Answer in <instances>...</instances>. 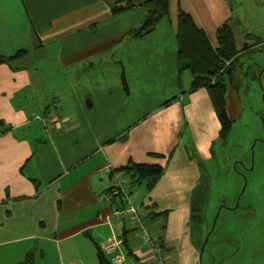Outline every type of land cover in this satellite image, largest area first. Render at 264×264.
I'll return each instance as SVG.
<instances>
[{
  "label": "crops",
  "instance_id": "obj_1",
  "mask_svg": "<svg viewBox=\"0 0 264 264\" xmlns=\"http://www.w3.org/2000/svg\"><path fill=\"white\" fill-rule=\"evenodd\" d=\"M125 1L0 0V55L24 50L0 60V264L28 253L32 264H104L98 245L113 233L131 264H150L129 219L111 217L101 197L110 182L99 170L131 162L163 167L150 189L127 175L166 264H201L192 213L220 122L207 89L192 90V72L179 69L177 14L190 12L216 45L231 4L169 0L154 29L133 37L147 11H113Z\"/></svg>",
  "mask_w": 264,
  "mask_h": 264
},
{
  "label": "rangeland",
  "instance_id": "obj_2",
  "mask_svg": "<svg viewBox=\"0 0 264 264\" xmlns=\"http://www.w3.org/2000/svg\"><path fill=\"white\" fill-rule=\"evenodd\" d=\"M228 2L239 49L231 82L224 74L232 124L205 162L192 228L201 264H264V0Z\"/></svg>",
  "mask_w": 264,
  "mask_h": 264
},
{
  "label": "trees",
  "instance_id": "obj_3",
  "mask_svg": "<svg viewBox=\"0 0 264 264\" xmlns=\"http://www.w3.org/2000/svg\"><path fill=\"white\" fill-rule=\"evenodd\" d=\"M135 5L144 7L147 14L141 24L131 32L133 37L149 33L169 11V0H126L124 3L119 2L116 4L113 11H120ZM176 37L179 69L187 68L192 72L194 76L191 85L192 90L198 87L207 89L220 122V138L224 139L232 124L225 105L228 82L224 74L228 75V81L231 82V73L239 53L233 28L229 22H222L217 28L216 45H213L205 30L197 24L193 15L179 9ZM23 52L24 50H18L8 57L0 55V60L12 59L20 56ZM227 61L229 62L226 65ZM212 77H214V80H212ZM121 169L129 175L131 180L133 179L135 182L145 181L149 189L163 172V167L160 164L144 162H131L121 167ZM105 257L99 249V261L110 264V261ZM19 264H32V255L28 253L24 261Z\"/></svg>",
  "mask_w": 264,
  "mask_h": 264
},
{
  "label": "built area",
  "instance_id": "obj_4",
  "mask_svg": "<svg viewBox=\"0 0 264 264\" xmlns=\"http://www.w3.org/2000/svg\"><path fill=\"white\" fill-rule=\"evenodd\" d=\"M37 118L45 121L49 127L55 125L46 117L38 116ZM99 174L107 175L109 178L108 191L101 197L105 196L111 200V217L119 220L129 219L150 257V264H166L161 237L145 222L141 209L135 203L136 196L130 188L127 173L107 164L99 170ZM98 248L105 256H108L110 264H131L127 258L123 238L119 234L113 233L102 240Z\"/></svg>",
  "mask_w": 264,
  "mask_h": 264
}]
</instances>
